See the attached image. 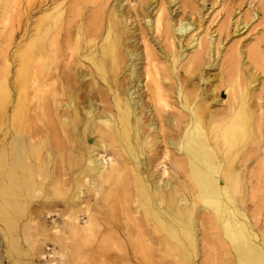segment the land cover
<instances>
[{
  "label": "bare ground",
  "instance_id": "bare-ground-1",
  "mask_svg": "<svg viewBox=\"0 0 264 264\" xmlns=\"http://www.w3.org/2000/svg\"><path fill=\"white\" fill-rule=\"evenodd\" d=\"M187 2L0 0V264H264V33Z\"/></svg>",
  "mask_w": 264,
  "mask_h": 264
},
{
  "label": "rangeland",
  "instance_id": "rangeland-1",
  "mask_svg": "<svg viewBox=\"0 0 264 264\" xmlns=\"http://www.w3.org/2000/svg\"><path fill=\"white\" fill-rule=\"evenodd\" d=\"M138 0H130V6H135ZM168 2L169 0H165ZM180 1V0H179ZM192 2L189 4L186 3V9H184L183 16L192 15V19H196V22H201L202 27L207 31H213L212 36L221 44V51L224 52L226 49H229L232 46L239 48V50H244L246 52V48L251 46L254 40L261 36L264 33V0H191ZM114 3V2H113ZM181 7V3L177 5ZM184 7V4H182ZM130 9V8H129ZM175 7L173 8V10ZM174 14V12H173ZM178 17H181V9H178ZM153 14H150V18L152 19ZM202 18V19H201ZM34 20V17L33 19ZM199 22V23H200ZM136 26V32L138 33V24H134ZM133 25V26H134ZM222 25V30L219 33V26ZM150 40L156 37V34H150ZM148 35V37L150 36ZM189 50V47L186 48ZM220 63L222 56H215ZM214 57V58H215ZM243 62L245 66L246 75L248 73H253L256 75L255 82L251 84L250 88L252 92L260 97V102L264 100V70L261 68H253L252 64L248 63V59L245 57ZM217 70L209 71L208 74H215ZM218 100L223 101L225 99L224 94L219 93L217 97ZM264 123V120H263ZM264 140V128H263V136ZM104 156V155H103ZM99 158V157H97ZM106 159V158H105ZM166 180L169 177L163 176ZM58 212L55 215V219L60 220V211L63 210V207L59 206L57 208ZM52 218L46 219L45 222L48 226L52 224ZM58 222V221H57ZM48 247L52 245L48 244ZM48 247L44 248V252L47 253L50 251ZM34 260L38 264H44V261H39L36 255L33 256ZM57 258V257H56ZM220 259V258H218ZM198 263L202 261V258L197 259ZM218 264H221L218 262Z\"/></svg>",
  "mask_w": 264,
  "mask_h": 264
}]
</instances>
